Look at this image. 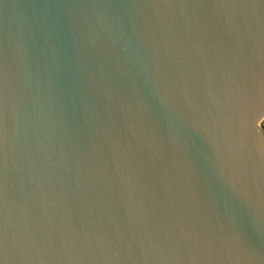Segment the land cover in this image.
I'll return each mask as SVG.
<instances>
[{
  "label": "water",
  "instance_id": "1",
  "mask_svg": "<svg viewBox=\"0 0 264 264\" xmlns=\"http://www.w3.org/2000/svg\"><path fill=\"white\" fill-rule=\"evenodd\" d=\"M264 0H0V264H264Z\"/></svg>",
  "mask_w": 264,
  "mask_h": 264
},
{
  "label": "rangeland",
  "instance_id": "2",
  "mask_svg": "<svg viewBox=\"0 0 264 264\" xmlns=\"http://www.w3.org/2000/svg\"><path fill=\"white\" fill-rule=\"evenodd\" d=\"M260 126H261V127L264 126V119L261 121Z\"/></svg>",
  "mask_w": 264,
  "mask_h": 264
},
{
  "label": "trees",
  "instance_id": "3",
  "mask_svg": "<svg viewBox=\"0 0 264 264\" xmlns=\"http://www.w3.org/2000/svg\"><path fill=\"white\" fill-rule=\"evenodd\" d=\"M263 128H264V126H263Z\"/></svg>",
  "mask_w": 264,
  "mask_h": 264
}]
</instances>
